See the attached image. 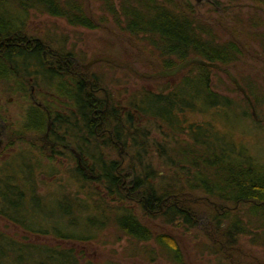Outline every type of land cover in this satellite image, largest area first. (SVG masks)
I'll use <instances>...</instances> for the list:
<instances>
[{
    "label": "trees",
    "instance_id": "16d2710c",
    "mask_svg": "<svg viewBox=\"0 0 264 264\" xmlns=\"http://www.w3.org/2000/svg\"><path fill=\"white\" fill-rule=\"evenodd\" d=\"M101 1L103 25L110 23L136 42L150 38L152 46L168 58L166 67L173 65L169 57L179 60L181 65L191 59L205 64L193 63L182 71L173 86H164L156 93L142 92L127 102L126 111L130 110L126 114L127 127L135 133L129 146L135 149L137 157V163L131 160L135 165L131 164L140 171L139 175L133 173L128 178L120 164L105 160L104 146L96 142L101 130L106 129L111 138L108 135L101 138L107 137L104 142L114 147L120 140L122 129L118 113L112 104H106L104 93H108L99 88L102 79L82 75L83 78L77 80L71 77L70 72L64 71L66 65L62 66L65 68L62 74L47 69L43 56L45 52L55 61L61 58L63 62H68L69 67L74 58L71 53L52 51V46L41 39L28 40L31 37L25 30L28 16L33 11L62 18L71 27L87 30L99 28L97 24L102 26V19L96 20V15L92 13L90 18L78 0H69L65 6L58 0H0V84H7L3 95L17 94L19 98L33 99L38 96L43 98L41 104L45 109L32 104L23 111L24 122L18 129L19 137L15 143L12 139L8 140L3 151L5 155L0 156V218L28 235L49 237L58 242H94L99 237L98 233L109 226L103 200H99L94 187L97 185L118 205L113 221L118 233L146 246H142L144 249H149V243L153 241L156 248L148 253L153 261L156 249H161L173 264H188L171 235L155 234L141 223L133 208L119 205L125 198L124 188L127 185L124 182L131 181L146 198L140 204L141 210L150 215L144 203L148 209L158 210L156 206L162 199L184 189L163 178L162 173L171 171L175 175L184 174L182 182L186 188L193 192L201 191L216 205L217 211L212 206L209 208L214 233L220 236V243L215 246L224 250L222 255L233 250L226 248H236L240 237H249L250 229L264 232V163L257 162L231 133L220 135L213 122L187 124L185 118L187 112L208 113L218 109L223 111L220 116L228 125H231L229 117L233 115L242 119L236 113V105L233 106L226 96L214 93L210 88L212 73L220 67L226 69L236 63L243 55L241 47L234 41L221 40L214 35L213 28L196 18L194 7L186 0ZM252 1L264 8V0ZM236 21L233 19V22ZM238 23L252 38L259 33V20L254 17ZM261 45L264 46V43ZM85 81L90 83L85 84ZM31 87L34 94H31ZM243 87L250 99L244 101L247 105L243 107L242 115L246 116L252 105L255 109H264V95L257 93L253 84ZM44 92L62 97L64 112H60ZM101 94L104 97H100ZM0 110L6 113L4 106H0ZM132 112L139 117L150 118L154 123L155 120L162 122L169 131L161 144L151 141V145H157L161 151L162 160L158 167L144 160V156L149 154L146 149L149 135L143 132L136 134L131 122ZM94 114L103 119L102 126L97 130L95 128L100 121L93 119ZM250 118L259 126L256 130H263L262 121L257 122L252 115ZM0 121L7 129L11 127L6 117L0 116ZM28 135L31 140L26 139ZM72 150L78 157L72 154ZM45 151L50 153L44 159L48 164L46 172L40 160ZM62 155L73 157V185L76 190L69 191L63 181L55 177V158ZM175 179L178 181V178ZM156 180H165L166 183L160 184ZM48 182L57 185V190L45 193L44 186ZM223 206H230L233 210L223 212ZM237 212L242 215L238 216ZM194 213L187 214L170 206L164 218L168 224L182 222L194 229L197 227ZM223 221H226L224 226ZM254 221L257 228H251ZM61 245L36 243L25 237L18 239L0 228V264H99L82 256L78 250Z\"/></svg>",
    "mask_w": 264,
    "mask_h": 264
},
{
    "label": "rangeland",
    "instance_id": "374dc122",
    "mask_svg": "<svg viewBox=\"0 0 264 264\" xmlns=\"http://www.w3.org/2000/svg\"><path fill=\"white\" fill-rule=\"evenodd\" d=\"M68 1L58 0L62 6H65ZM186 1L194 7L196 18L200 19L201 22L208 23L213 28L214 35L219 36L221 40L236 42L243 51V55L236 63L226 69L220 67L210 76V88L212 91L226 96L233 106L236 105L238 107V109H235L236 113L242 119L240 120L239 117L233 115L229 117L231 125H228L223 117L220 116L223 111L215 109L208 113L187 112L185 114L187 124L213 122L215 130L220 135L227 132L231 133L235 141L248 149L257 162L264 163V128L260 131L256 130V126H259L250 118L252 115L257 122L262 121L260 125L264 127V109H255L252 105L250 111L247 110L246 116L242 115L243 107L247 105L244 101L250 99L246 94L244 85L250 87L253 84L257 93L264 95V46L261 45L264 43V8L254 4L252 0H237L234 2L230 0ZM78 2H82L90 18L92 13L96 15V20L102 19V26L97 24L99 28L94 30L71 27L62 18H52L33 11L29 14L25 25L26 34L31 37L28 39L39 38L45 44H50L52 51L58 50V52L71 53L72 58L77 59L79 63L86 66L91 64L87 77H90V79L91 77L93 79H97V77L100 80L102 79L99 88L108 93V103L112 104V108L118 113L122 126L120 140L114 147H111L110 143L104 142L107 137L101 138L100 136L96 142L98 145L104 146L102 151L105 160L115 161L120 164L123 174H127L128 178L133 173L134 175H139L140 171L131 162L132 160L137 163V157L135 149L133 150L129 146L131 136L135 135L132 128L129 129L126 123V114L130 113V110L128 108L124 116H121L120 111L116 110V108L119 105L126 107L130 98L134 100V96L141 95L142 92L156 93L163 89L164 86H173L185 68L173 73L181 63L174 57H169L173 60V65L172 67H166V64H169L166 63L168 58L162 56L161 52L152 46L150 38L136 42L133 38L122 34L120 29L114 28L110 23L103 25L104 19L101 17L104 12L101 0H78ZM251 17L259 20V33L255 34L254 38L244 32L246 28L238 25V22H246ZM233 19L237 21L233 22ZM234 34L240 35V37L238 38ZM46 59H49L48 56ZM106 64H110L111 67ZM6 90L7 84H0V99L2 101L0 106H4L6 109V113L0 110V116L1 118L6 117L11 126L7 129L3 123L5 131L4 136L0 137L2 142L0 156L5 155L3 151H5L7 141L12 139V143H15L17 137H19L18 129L21 122H24L23 111L32 104L42 103V99L38 96H35L34 99L19 98L17 94L4 96L3 92H6ZM100 97H104V95L101 94ZM61 110L59 108V111ZM61 112H64V110ZM131 122H133L136 134H142L143 132L149 135L148 140L150 142L146 144L147 154H149L144 156V160L147 162L151 161L153 166L158 167L159 161L162 160L161 151L157 145H151V141L155 140L158 144L164 142L165 136L169 134L167 127L160 121L155 120L154 123L152 119L139 117L133 112ZM78 125L81 126L79 123ZM112 126L114 127V123H112ZM180 136L184 138V135ZM35 137L38 139L37 136ZM26 139L31 140L32 138L28 135ZM71 146L73 147V145ZM36 148L39 147L36 146ZM49 155L50 153L45 151L43 158L40 159L43 161L45 172L48 164L45 163L44 159ZM72 158L64 155L57 156L55 158L56 164L53 165V172L57 174L55 177L59 180L61 179L69 191L77 189L73 185L75 181L73 179L74 161L71 160ZM158 170L161 171L160 169ZM162 174L163 178L170 181L169 183L175 187L184 186L182 182L184 174L175 175L171 171ZM175 177L178 178V181H176ZM157 183L164 184L166 181L161 180L160 182L157 181ZM56 186L48 182L44 186L45 193L56 191ZM94 187L100 196L99 200H103L105 216L109 220L108 228L99 232V237L94 242L80 244L58 242L49 237L28 235L1 218L0 228L18 239L25 237L27 240L36 243L54 246L62 244L61 246L66 248L72 247L82 253V256H86L99 264H173L161 249H156L154 254L156 259L153 261L152 256L148 254L152 249L155 250L156 248L153 241L149 243L151 245L149 249H144L143 247L146 246L128 240L124 235L118 233L113 224L117 203L104 195L99 186L95 185ZM183 191L188 193L186 201H191L189 208L193 212L195 211L194 214L197 217V227L194 229L184 226L182 222H174V225L168 224L164 218L168 207H162L161 211L157 212L156 215H149L145 211L143 212L140 206L137 211H133L141 223L150 228L155 234L171 235L178 243L184 259L187 258L188 264H264L263 231L250 229L249 237H240V242L235 246L236 248H232L233 250L229 252L225 251L226 253L222 255L224 250L215 246L220 243V236L214 233V226L211 227V222L214 221L212 220L213 217L209 206L203 202L202 198H205V196L201 191L193 192L188 188H184ZM185 204L188 203L186 202ZM133 208H135V204H133ZM237 214L238 216L242 215L238 212ZM167 220H169V216ZM251 225V228H257L255 221ZM152 252L154 253V251Z\"/></svg>",
    "mask_w": 264,
    "mask_h": 264
},
{
    "label": "flooded vegetation",
    "instance_id": "af4514ba",
    "mask_svg": "<svg viewBox=\"0 0 264 264\" xmlns=\"http://www.w3.org/2000/svg\"><path fill=\"white\" fill-rule=\"evenodd\" d=\"M33 39L34 40H38V41L40 40L39 38H32V39H28V40L32 41ZM43 56L45 57V65H46L47 69L56 70L59 74H62L63 73V69H65L62 66L63 65H66V69L64 71L70 72L71 73V77H73V78H75L77 80L83 78V76L86 77L88 75L87 72L90 70V67H91V64H89L88 66H86L84 64L79 63V61L77 59H72L71 65L69 67L68 66V62H65V61L63 62V59H61V58H59L60 59L59 60L60 62L59 61H55V60H53L51 58V56L47 55L46 52L43 54ZM47 56L49 58L48 60L46 59ZM54 57H57V56L54 55ZM59 63H61V66L58 67V64ZM89 83L90 82L85 81V84H89ZM31 90H33L31 92V94H34L33 93L34 92V88L33 87L31 88ZM44 94L48 96V100L50 102L51 101H54V103L56 104L55 106L58 107V110H59V108L62 109L61 111L64 110V108H63L64 107V105H63L64 100H63L62 97H59V96H57V97L55 96L54 97L53 94L48 93V92H44ZM104 95L106 97V100L108 101V97L109 96L107 94H105V93H104ZM49 97H50V99H49ZM41 99L43 100V98H41ZM107 101H106V104H109ZM1 103H2V101L0 99V104ZM42 103H43V101H42ZM119 104H120V102H119ZM35 105H38L39 107L42 106L43 110H45L44 107H43V104H41V103L38 104L37 103ZM116 110L120 111V115L121 116H124V114L126 112V108L125 107H121L120 105L117 106ZM47 115H49V113H47ZM94 115H92V116H94L93 119L95 121L97 119L100 120V122L98 123L97 127L95 128V130H97V128H99V127L102 126L103 119L101 117H98L99 115H96V114H94ZM90 117H91V114H90ZM49 127H50V120L48 121V127L47 128L49 129ZM4 131H5L4 124L2 123V121H0V137H3L4 136ZM100 135L101 136L102 135H108L111 138V135L109 134V131H107L106 129H102ZM100 135H98V136H100ZM1 146H2V142L0 140V148H1ZM72 154L75 155L76 157H78V154L75 152V150H72ZM78 163L80 164V160L78 161ZM131 183H132L131 181H125L124 182V185H127V187L124 188V191H126L125 192V198H124V200H122L119 203V205L126 206L128 208H133V204H135V208H133V210L134 211H137V209L139 208L140 204L143 202V199H145V201H146V198L141 193V191L139 189L137 190V188L135 187V185L134 184H131ZM183 187L186 188L185 186H183ZM187 196H188V193L185 192V191H182L181 193H178V194H176V193L175 194H170L166 198L162 199L160 201V203L156 206V208L158 210H150V209H148L147 206H146V203H144V208L146 209V211L148 213H150L152 215H156L157 212L161 211L162 207H168L169 208L170 206H173V207L179 208L180 210H182V211H184L185 213L188 214L192 210L189 208V206L191 205V203H190L191 201L190 200H189V202L186 201L188 199ZM202 199H203V202H205V204L207 206H212L217 211L216 205H214L207 197L202 198ZM186 202L188 204H185ZM196 202L199 203L198 201H196ZM221 210L224 212V211H232L233 209L232 208H229L228 206H223V207H221ZM223 222H225V223H223ZM223 222L222 223H223V226H224L226 224V221H223ZM211 227H213V225H211ZM226 250H232V248H228V249L226 248ZM246 264H250V263H246Z\"/></svg>",
    "mask_w": 264,
    "mask_h": 264
},
{
    "label": "water",
    "instance_id": "95a60500",
    "mask_svg": "<svg viewBox=\"0 0 264 264\" xmlns=\"http://www.w3.org/2000/svg\"><path fill=\"white\" fill-rule=\"evenodd\" d=\"M193 63L205 64L201 61L193 59V60H190V61L184 63L183 65H180L173 73H177V72L181 71L182 69L186 68L188 65L193 64Z\"/></svg>",
    "mask_w": 264,
    "mask_h": 264
}]
</instances>
